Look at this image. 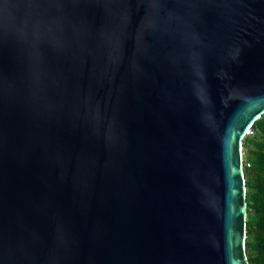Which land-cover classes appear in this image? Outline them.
<instances>
[{
    "label": "water",
    "instance_id": "1",
    "mask_svg": "<svg viewBox=\"0 0 264 264\" xmlns=\"http://www.w3.org/2000/svg\"><path fill=\"white\" fill-rule=\"evenodd\" d=\"M263 115L264 0H0V264H249Z\"/></svg>",
    "mask_w": 264,
    "mask_h": 264
},
{
    "label": "trees",
    "instance_id": "2",
    "mask_svg": "<svg viewBox=\"0 0 264 264\" xmlns=\"http://www.w3.org/2000/svg\"><path fill=\"white\" fill-rule=\"evenodd\" d=\"M251 130L243 140L248 206L246 254L249 264H264V115Z\"/></svg>",
    "mask_w": 264,
    "mask_h": 264
},
{
    "label": "snow or ice",
    "instance_id": "3",
    "mask_svg": "<svg viewBox=\"0 0 264 264\" xmlns=\"http://www.w3.org/2000/svg\"><path fill=\"white\" fill-rule=\"evenodd\" d=\"M249 123H251V121H250ZM243 135H244V133L241 132V133H240V136H243ZM236 171H239V169H236ZM238 243H239L241 246L243 245V237H242V236L238 239ZM241 264H243V261L241 262Z\"/></svg>",
    "mask_w": 264,
    "mask_h": 264
},
{
    "label": "rangeland",
    "instance_id": "4",
    "mask_svg": "<svg viewBox=\"0 0 264 264\" xmlns=\"http://www.w3.org/2000/svg\"><path fill=\"white\" fill-rule=\"evenodd\" d=\"M242 157H243V160H245V152H244V149L242 150Z\"/></svg>",
    "mask_w": 264,
    "mask_h": 264
}]
</instances>
